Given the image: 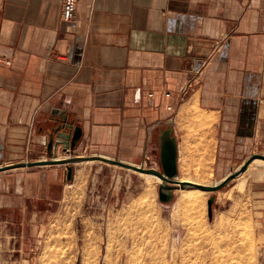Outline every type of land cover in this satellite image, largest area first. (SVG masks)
Here are the masks:
<instances>
[{
  "label": "crops",
  "instance_id": "0c3cea01",
  "mask_svg": "<svg viewBox=\"0 0 264 264\" xmlns=\"http://www.w3.org/2000/svg\"><path fill=\"white\" fill-rule=\"evenodd\" d=\"M62 2L0 0V141L44 135L66 116L83 128L75 155L146 165L163 123L173 120L179 141V117L195 123V103L214 118L219 172L264 146V0H78L72 23ZM94 161L77 163L74 179ZM29 169L0 179L12 222L69 198L66 165Z\"/></svg>",
  "mask_w": 264,
  "mask_h": 264
},
{
  "label": "rangeland",
  "instance_id": "374dc122",
  "mask_svg": "<svg viewBox=\"0 0 264 264\" xmlns=\"http://www.w3.org/2000/svg\"><path fill=\"white\" fill-rule=\"evenodd\" d=\"M195 112V123L214 121ZM195 123L179 117V178L198 177L208 162L205 179L193 181L213 185L227 172L217 169L215 151L212 167V125ZM21 135L16 144L0 141V165L32 161L44 150L43 138L30 128ZM251 153L264 154V146ZM149 158L145 166L158 169V158ZM250 165L223 189L201 190L205 199L196 204L185 196L197 188L178 189L163 203L157 176L101 161L79 164L65 201L39 206L38 216L19 222L0 213V264H264V161ZM26 170L0 172V179Z\"/></svg>",
  "mask_w": 264,
  "mask_h": 264
},
{
  "label": "water",
  "instance_id": "95a60500",
  "mask_svg": "<svg viewBox=\"0 0 264 264\" xmlns=\"http://www.w3.org/2000/svg\"><path fill=\"white\" fill-rule=\"evenodd\" d=\"M160 129L157 145L159 147V168H147L144 164L135 165L117 158H111L103 155H75V150L79 147L83 139V128L80 125H74L66 116H61L48 126V128H40V131H46L43 138V145L48 154L47 158L32 161H21L12 164L0 165V172L33 168L47 165H66V178L71 181L75 176V165L88 160L101 161L108 164L117 165L126 169L137 171L140 173L152 174L161 179L159 185V198L163 203L174 200L175 191L185 188H200L208 192H217L227 186L230 181L236 179L243 174L249 165L256 159H264V154H250L241 166L237 169L232 168L230 173L224 175L220 181L213 185L198 184L190 181H182L179 178V141L173 127V120L170 119L163 123ZM61 146L63 152L67 156L61 158L58 156V149ZM216 196H212L208 200L209 219L213 218V204Z\"/></svg>",
  "mask_w": 264,
  "mask_h": 264
},
{
  "label": "bare ground",
  "instance_id": "6f19581e",
  "mask_svg": "<svg viewBox=\"0 0 264 264\" xmlns=\"http://www.w3.org/2000/svg\"><path fill=\"white\" fill-rule=\"evenodd\" d=\"M194 106V112L196 109H198L196 106V104L194 103L193 104ZM201 121H196L198 124H205L206 126H209L211 125V121H209L208 119H202L200 118ZM204 144V143H203ZM208 159H209V156H208ZM89 161V160H88ZM261 161H264V159H260V158H256L251 164H254L255 165L257 163H260ZM208 162H206V165L204 167V170H200L201 174H203V176L201 177V174H198V177H195L194 179H188V178H184L182 179V181H190V182H194V183H197L196 181H193V180H197V181H203L205 179V175L209 172L210 170V166L209 164H207ZM263 163V162H262ZM251 166V165H250ZM254 166V165H253ZM146 174V173H144ZM149 175H152V174H149ZM155 176V175H154ZM160 179V178H159ZM160 182H161V179H160ZM180 190V189H179ZM201 190L200 188H197V191L195 193H191L187 196H185V199L189 202V203H202L203 200L205 199V195L203 193H201Z\"/></svg>",
  "mask_w": 264,
  "mask_h": 264
},
{
  "label": "built area",
  "instance_id": "2783aa9c",
  "mask_svg": "<svg viewBox=\"0 0 264 264\" xmlns=\"http://www.w3.org/2000/svg\"><path fill=\"white\" fill-rule=\"evenodd\" d=\"M78 0H63L62 2V20L66 23H72L77 17ZM189 88L183 90L181 101L188 96ZM32 133V130H30Z\"/></svg>",
  "mask_w": 264,
  "mask_h": 264
}]
</instances>
